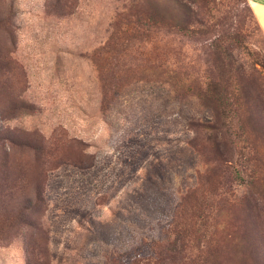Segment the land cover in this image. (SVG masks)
<instances>
[{"label": "rangeland", "instance_id": "1", "mask_svg": "<svg viewBox=\"0 0 264 264\" xmlns=\"http://www.w3.org/2000/svg\"><path fill=\"white\" fill-rule=\"evenodd\" d=\"M261 59L246 0H0V264H264Z\"/></svg>", "mask_w": 264, "mask_h": 264}, {"label": "trees", "instance_id": "2", "mask_svg": "<svg viewBox=\"0 0 264 264\" xmlns=\"http://www.w3.org/2000/svg\"><path fill=\"white\" fill-rule=\"evenodd\" d=\"M247 54L253 55V54H249V53H247ZM256 56H257V54H256ZM257 64L259 67L264 69V59L263 60L262 59L257 60ZM234 72L242 73L243 70L241 69V67L238 66V67L234 68ZM217 85H218V83L207 84V86L204 90H202V91L201 90H195V92H193V94L195 95V97L197 99L202 98L204 100V102L207 103L205 106H207L209 108L212 107L213 109H215V107L218 106L219 102H222V101H225L228 99H230V100L233 99V92L229 91V89H227L225 87L224 88H218ZM218 113L223 114L224 111H218ZM207 128L209 130H214V126L213 127L207 126ZM210 143L213 144V140H211ZM219 156L221 157L222 154L219 153ZM254 162H256V160H254ZM252 174L255 177L258 176V174L257 175L255 173H252ZM257 180L261 181L260 178H257ZM176 247H177V245L175 244V239H173L167 246H163L162 248H160V251L158 252V258L160 259L162 257V255H165L168 253H174L176 251ZM158 258H157L156 263L159 260ZM141 264H150V263L148 261H146V262H142Z\"/></svg>", "mask_w": 264, "mask_h": 264}, {"label": "crops", "instance_id": "3", "mask_svg": "<svg viewBox=\"0 0 264 264\" xmlns=\"http://www.w3.org/2000/svg\"><path fill=\"white\" fill-rule=\"evenodd\" d=\"M259 28L264 33V0H246Z\"/></svg>", "mask_w": 264, "mask_h": 264}]
</instances>
